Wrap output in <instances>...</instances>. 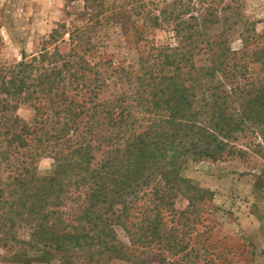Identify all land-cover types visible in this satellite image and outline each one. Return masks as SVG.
<instances>
[{"label":"trees","instance_id":"obj_1","mask_svg":"<svg viewBox=\"0 0 264 264\" xmlns=\"http://www.w3.org/2000/svg\"><path fill=\"white\" fill-rule=\"evenodd\" d=\"M88 2L95 11L84 26H62L36 55L0 65V135L13 134L0 154L10 160L6 154L14 152L18 165L15 176L0 178V248L15 259L48 250L67 256L64 264L130 262L131 248L119 242L116 227L132 247H151L170 236L167 219L174 222L179 215V197L187 199L188 209L203 199L172 165L187 156L195 161L242 156L235 145L240 135L256 130L264 137V46L243 53L253 68L246 64L231 73L256 77L233 92H219L210 85L224 62L205 70L187 60L186 1L156 15L155 0H125V15L110 17L104 0ZM121 18L120 33L130 34L133 40L125 42L135 45L145 40L148 23H172L182 51L161 48L150 64L143 61L136 77L126 68L113 69L111 60L94 51L103 40L104 21ZM66 36L70 48L62 53L59 39ZM22 105L42 117L37 126L15 115ZM28 135L36 136L29 140L33 146L26 143ZM97 152H103L99 159ZM45 154H53L55 171L40 177L33 165ZM24 230L26 239L20 236Z\"/></svg>","mask_w":264,"mask_h":264},{"label":"rangeland","instance_id":"obj_2","mask_svg":"<svg viewBox=\"0 0 264 264\" xmlns=\"http://www.w3.org/2000/svg\"><path fill=\"white\" fill-rule=\"evenodd\" d=\"M155 1L159 5L154 9L156 15L169 10V6L177 2ZM183 1L190 6V12L185 16L190 25L185 32L186 37L189 36L185 41L187 60L190 59L196 69L205 70L214 61L224 62L210 87L219 92H233L240 82L255 78L251 73L237 74L236 77L231 73L246 64L252 66L251 58L243 57L245 51L249 53L264 46V0ZM104 5L105 11L109 9L107 17L113 12L125 15L129 9L125 0H104ZM94 11L95 3L88 0H0V65H15L24 56L31 58L43 49L54 30L62 26L69 30L84 26L88 13ZM122 22H125L123 18L120 22L104 21L103 40L94 51L97 57L111 60L113 69L126 68L136 77L141 75L143 61L150 64L161 48L182 51V39L177 36L172 23L161 27L148 23L142 30L145 40L135 45L130 43L133 40L130 34L124 36L120 33L124 29ZM142 24L141 21L137 26L141 28ZM127 27H131V22ZM68 37L59 39L62 53L70 48ZM127 38L130 42H125ZM55 46L48 47L52 50ZM223 48H227L225 55L220 52ZM15 115L31 128L42 119L28 105L20 106ZM12 136L0 135V153L6 151L7 141ZM35 137L28 135L26 143L32 145L30 141ZM238 138L235 145L244 151L242 156L215 161H195L187 156L172 165L187 185L199 190V198L203 199L196 201L195 208L188 209L187 199L179 197L175 204L179 215L174 222L167 219L168 229H172L170 236L165 238L167 235H163L164 238L156 240L151 247H132L125 231L116 227L119 242L131 248L127 254L131 261L114 260L106 264H264V137L258 131L250 130ZM102 153L95 154L97 159ZM6 157L10 160H2L0 154V178L3 180L15 176L18 167L14 152L7 153ZM52 157L53 154H45L38 158L33 165L34 173L40 177L53 175L55 161ZM28 234L26 230L20 231V236L25 239ZM0 252L4 257L0 264H64L67 258L48 250L30 251L26 257L16 259L1 248ZM83 262L84 259H80L74 264Z\"/></svg>","mask_w":264,"mask_h":264}]
</instances>
